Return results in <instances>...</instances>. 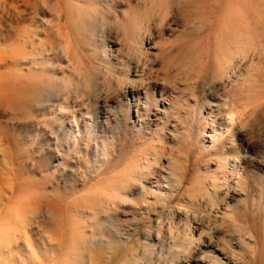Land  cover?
<instances>
[{
  "label": "rangeland",
  "instance_id": "374dc122",
  "mask_svg": "<svg viewBox=\"0 0 264 264\" xmlns=\"http://www.w3.org/2000/svg\"><path fill=\"white\" fill-rule=\"evenodd\" d=\"M198 262L264 264V0H0V264Z\"/></svg>",
  "mask_w": 264,
  "mask_h": 264
},
{
  "label": "bare ground",
  "instance_id": "6f19581e",
  "mask_svg": "<svg viewBox=\"0 0 264 264\" xmlns=\"http://www.w3.org/2000/svg\"><path fill=\"white\" fill-rule=\"evenodd\" d=\"M179 58H180V57H179ZM179 58H178V59H179ZM178 59H177V60H178ZM197 264H199V262H198Z\"/></svg>",
  "mask_w": 264,
  "mask_h": 264
}]
</instances>
